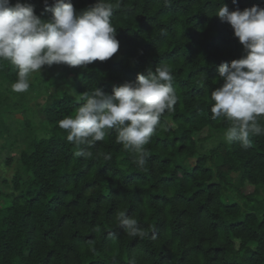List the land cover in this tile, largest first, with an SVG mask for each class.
Instances as JSON below:
<instances>
[{
	"label": "trees",
	"instance_id": "16d2710c",
	"mask_svg": "<svg viewBox=\"0 0 264 264\" xmlns=\"http://www.w3.org/2000/svg\"><path fill=\"white\" fill-rule=\"evenodd\" d=\"M20 2L51 18L46 9L54 0ZM97 2L71 0L77 14ZM223 2L230 11L264 7V0H123L111 17L120 47L107 61L60 64V74L51 66V80H36L22 93L11 88L16 70L0 62L2 150L23 146L13 179L1 181L9 192L0 188V264H264V134L252 136L247 150L239 141L228 144L229 122L211 113L210 92L223 83L219 66L245 55L231 25L214 15ZM163 63L179 99L146 145L145 166L132 162L114 130L81 146L90 157L75 156L58 121L85 102L83 94L96 87L111 94ZM31 92L48 96L38 126L29 119ZM8 95L18 99L13 106ZM18 111L25 118L20 130V120L3 117ZM205 130L210 136L201 139ZM101 151L111 159L98 157ZM121 211L137 219L142 239L116 226Z\"/></svg>",
	"mask_w": 264,
	"mask_h": 264
},
{
	"label": "clouds",
	"instance_id": "9594fccd",
	"mask_svg": "<svg viewBox=\"0 0 264 264\" xmlns=\"http://www.w3.org/2000/svg\"><path fill=\"white\" fill-rule=\"evenodd\" d=\"M232 3L237 5L238 0ZM122 6L123 0H98L89 10L77 14L71 0H54V6L46 9L51 18L45 20L29 3L17 0L13 6L11 0H0V62L8 61L16 70L12 91L27 92L32 74L41 73L45 66L86 67L112 58L120 43L111 17ZM214 15L231 25L245 55L219 66L223 83L210 92L212 119L227 120L225 141H239L247 150L253 145L252 136L264 134V7L230 11L223 2ZM146 72L138 74L135 81L114 86L111 94L98 87L85 92V102L58 121L67 132V141L78 149L75 156L90 157L92 153L80 150L81 146L92 147L114 130L116 142L132 154V162L139 168L145 166L146 145L160 126L161 117L166 111H175L179 99L169 64H159L154 71L149 66ZM198 84L207 95L206 79ZM97 156L111 159L102 151ZM115 219L127 236H145L137 219L125 212H118ZM96 230L100 231L99 225Z\"/></svg>",
	"mask_w": 264,
	"mask_h": 264
},
{
	"label": "rangeland",
	"instance_id": "374dc122",
	"mask_svg": "<svg viewBox=\"0 0 264 264\" xmlns=\"http://www.w3.org/2000/svg\"><path fill=\"white\" fill-rule=\"evenodd\" d=\"M52 69L57 73L60 74V65H53ZM49 69V67H47L46 69H42L41 73H34L31 76L30 79V84H37L36 80H51L53 78V76H50L51 70ZM56 89L55 88H51L49 91V95H55L56 94ZM31 96L32 99L29 100V102L27 103L29 106L30 111L34 112L33 116L29 117V119L38 126L39 121L43 122L44 121V114H43V109L42 107L44 106V104L46 103V99H47V95L45 93L37 95V93H33L31 92ZM13 95H8L9 98V105L13 106L12 102L13 101H18V99L13 98ZM12 101V102H11ZM3 117L5 118V120L9 121V122H16L18 120L19 121V125L17 124V130H20L22 127V123L25 120L24 115L21 111H18L16 113H14L13 115H11L9 118L5 117V114H3ZM15 133V131H13ZM219 134V133H217ZM221 135V134H219ZM210 134L207 130H205L203 132V134L200 136L201 139L207 138L209 137ZM222 136V135H221ZM220 136L216 135V138L212 141H210L209 143H207V145L209 147H212L214 145H216V143H218L220 140L219 138ZM19 140V139H18ZM17 140V141H18ZM216 140V141H215ZM20 142V141H18ZM4 142L0 141V188L2 190V192H9L8 189L3 188L4 186L1 184L2 179L6 180L7 182H11V180L14 177V174L16 172L15 168L17 163L15 162L18 157H19V149L23 148V146L20 145V147H18L16 150L10 151L8 152L7 150H2ZM12 159L13 163L8 166L6 165L4 162L6 159ZM245 193H251V190L248 188L245 190Z\"/></svg>",
	"mask_w": 264,
	"mask_h": 264
}]
</instances>
